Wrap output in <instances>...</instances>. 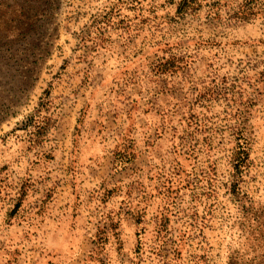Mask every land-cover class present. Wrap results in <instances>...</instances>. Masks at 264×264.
Segmentation results:
<instances>
[{
  "label": "rangeland",
  "instance_id": "374dc122",
  "mask_svg": "<svg viewBox=\"0 0 264 264\" xmlns=\"http://www.w3.org/2000/svg\"><path fill=\"white\" fill-rule=\"evenodd\" d=\"M181 1L27 0L0 34V264H264V9Z\"/></svg>",
  "mask_w": 264,
  "mask_h": 264
},
{
  "label": "trees",
  "instance_id": "16d2710c",
  "mask_svg": "<svg viewBox=\"0 0 264 264\" xmlns=\"http://www.w3.org/2000/svg\"><path fill=\"white\" fill-rule=\"evenodd\" d=\"M25 2L27 0H0V34L7 32V30H15L16 33H19L18 37H22L33 30L32 27L35 24L27 16L28 10L24 5ZM197 2L198 0H182L179 4V12L189 11L190 8L196 6ZM263 9L264 4L259 3L258 0H244L243 3H239L236 9L232 10L230 17L238 22H248ZM165 60L157 65V67L160 66L161 72L165 73L168 69L177 67L175 58ZM233 137L234 147L231 152L232 184L230 190L235 196H240L242 183L251 168L252 144L245 127L235 129ZM125 154L127 162L134 159L133 151H126Z\"/></svg>",
  "mask_w": 264,
  "mask_h": 264
}]
</instances>
